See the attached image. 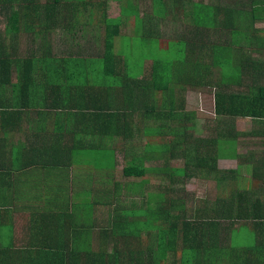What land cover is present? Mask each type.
Listing matches in <instances>:
<instances>
[{"label":"crops","instance_id":"1","mask_svg":"<svg viewBox=\"0 0 264 264\" xmlns=\"http://www.w3.org/2000/svg\"><path fill=\"white\" fill-rule=\"evenodd\" d=\"M167 1L162 0L163 3ZM181 1H184V6L179 10L182 17L179 15L174 16L175 10L171 8V4L165 6V12H159L160 8L155 7L153 0H106L104 9L95 12L93 22L86 24L83 31L76 32L74 37L77 38L78 42L84 39V45L92 46V43H94V47L100 41L98 35L101 34L103 48L104 29L106 28L102 15L104 13L107 19L118 21L122 37L131 40L134 37L156 38L159 40V46L163 48L160 51L148 52L152 54L143 57L139 70L134 67V70L124 71V80H128V86L137 93V97L132 103L126 101L116 106V109H126V112L119 111L117 117H111V125L119 127V132L111 138L105 136L106 144L108 145L110 140H121L120 134L131 130L132 136L129 137L130 139L128 138L129 142L136 141L138 146H143L142 143L145 141L143 132L138 131L137 127L145 123L147 115L152 116L153 120L151 122L156 125L163 123L172 125L170 119L160 120L153 117V115H157V112L164 111L154 104L155 92L157 91L167 90L169 102L174 97H178L180 101L176 107L177 110L179 107L182 109L186 107L184 93L195 89L199 90L195 95L202 96V101L208 97L205 92L210 89H215V92L219 91L226 95L237 96L238 98L232 97L231 101H224L222 108L226 110V113L215 115L211 112L207 114V117L202 118V137H199V139L202 138L203 142L209 141L213 144L212 153L209 154V150L202 147V155L214 157V162L211 161L214 174L212 179H202V193H200V196L191 195V180L175 185L151 180L144 184V188L147 191H157L159 187L163 188L164 186L172 190L182 187V191L186 193L185 195L192 196V201H190L192 204L190 206L189 203L186 208L188 210L190 207L196 208L194 215L197 216V220H202V229L207 226L210 231L207 240L202 234V241L204 242L202 246V264H264V117L258 119L248 115V113L253 112L250 108L260 106L251 104L252 96L259 91H264V0ZM94 2L96 3V1ZM141 2H148L150 7L142 9ZM127 4L131 8L127 9ZM194 6H197V12L202 14L198 19L202 27L195 26L194 28L193 23L189 21L192 10H195ZM184 11L190 18L186 19L187 22L184 19L186 15L183 16ZM209 14H212L213 20L212 22H205V16ZM177 18L179 19L177 20ZM172 24L176 25L174 30L177 29V32L168 36V32L173 31ZM192 30L201 32V35L196 36ZM73 31L76 30L62 28L56 33L53 31L52 37H58V39H56V42V40L53 41L50 38L49 41L53 42L50 49H46V45H44L45 47H39L42 45L40 44L42 40H33L32 34L29 35V33H22V35L19 34V38L9 39L16 46L14 57H17V59H23L30 51H35L37 55L41 54L42 51L58 55L64 52L66 47V42H63V40L68 39ZM58 35H61V37ZM20 40H23L22 44L19 42ZM182 40H185L187 45L186 54L188 59L190 57L198 59L207 69L205 81L210 86H202V71L200 72L201 75H197L194 71L196 68L193 71L183 68L181 71L168 72L167 84H162L165 89L160 88L158 75L152 70L154 55L165 51L170 52L168 53L169 56L177 55L174 53L178 45L173 44L174 47H172L171 42ZM233 41L234 43H232ZM55 43H59L60 48H54ZM239 44L244 46L240 47ZM168 45L172 48L168 49ZM96 50L99 49L96 48ZM115 50L122 59L124 55L120 53L117 47ZM14 57H11V60ZM237 60L241 61L239 65L235 64ZM222 61L228 62L229 71L235 70L232 69V66H236L237 70L241 69L240 72H226V77L223 76L224 72L220 71ZM243 62L245 65H242ZM147 63H150L151 69L149 71L151 80L148 82L143 79ZM119 64L124 63L120 62ZM132 71L137 73V82L140 81L143 86L151 84L149 99L145 100L139 94L143 86L132 84L130 80ZM106 72L110 74L109 71H105V75ZM113 73L119 75L118 70ZM126 74H128L129 79L126 78ZM120 75H122V71ZM154 75H156V83L152 79ZM0 76L1 79L7 78L6 81L1 80L0 82V90L2 91L0 94V111H2V106L5 104L7 107L12 106L30 113L27 116L22 114L18 117L9 118L0 116V177H2L3 183L6 179H9L12 183L13 179L11 178L30 169V167H25L27 164L26 159H30L36 153L35 148L42 146V144L52 146L49 153L52 159L57 160L68 154L67 151L58 149L54 142L56 136L51 139H48V136L58 135L77 125L80 127L84 119L79 123L75 117V109L66 106L65 103H52L49 99L51 93L47 95V98H38L40 95L38 89H49L45 86V80L40 72L34 71L26 75L23 72L22 76L27 80L21 81L17 80L16 72L13 70ZM222 79H224V82L221 81ZM13 85H21L26 89L31 87L35 95L32 98L16 95L12 90ZM211 86L213 88H210ZM102 88H108V85L103 82ZM36 93H38V96H36ZM19 96L22 97L21 101L17 99ZM243 96H248V98L242 100L241 97ZM64 97L63 94L62 99ZM12 98L17 100L11 101ZM32 102L35 103V106L32 105ZM210 102L213 111V95L210 97ZM148 106H151V109L146 111ZM132 108L134 112H131ZM169 109L171 108L169 107ZM189 125L191 124H187V126ZM183 140L186 141L187 139L183 138ZM150 151L152 166H159L161 164L159 159L163 151L157 147L150 148ZM116 154L115 157L119 159L120 154L118 151H116ZM13 158L17 159L14 160L16 164L11 163ZM177 159L179 157H169L167 160L169 164H166V168L178 167L176 163L174 164ZM90 162H93L92 166L89 165ZM209 162L208 160V164ZM96 164L92 155L89 162L83 161L80 165L73 164L70 169L71 172L78 174L82 171V175L85 176L92 174L90 169L97 171ZM119 164L120 161L112 169L116 170ZM81 166L83 169H81ZM90 182L91 186L99 188L102 194L107 195L111 192L113 181L108 180V178L99 180L100 186L96 184V181ZM87 190L90 191V185ZM116 198L110 200L109 213L105 212L102 206L96 204L90 196L81 193L72 191L69 202L91 203L94 205L93 217L87 228L93 235L101 239V249H106L108 262L112 261L111 256L117 254L124 264H129L130 260L134 264H150L147 251L150 243L147 234L144 231L119 229L117 226L113 227L111 222L115 219L113 224H117L118 220L116 218L119 217L120 213L127 215V211L133 209L127 208L132 207V202L135 203L134 210H137L144 209V206L146 208L147 205L154 206L158 199L147 202L148 197L144 193L141 197L135 196L134 200L136 201L122 195ZM17 200L27 208H31L30 202H33L31 197H25L21 192ZM17 211L18 215L23 218L17 219L16 214L13 213L12 217L15 219L12 228L9 229L11 232L4 231L3 234L0 231V255L11 256L12 264H16L13 262V257L25 245L32 244L34 249H37L35 246L42 244L47 248V246H53L54 242L58 243L59 236L63 234V232L60 233L58 228L61 226H56L58 223H43L42 213L40 217L32 218L27 210ZM184 215L188 218L191 217L190 212L188 214L184 213ZM34 224H38L39 228ZM53 227L57 231L55 230L52 237H46L45 233L48 234ZM41 228L43 232H41ZM42 233L43 236H41ZM70 233L74 235L78 232ZM155 233L152 232V237ZM139 236L142 237L140 243L137 241ZM82 239L84 245L87 246L85 238ZM156 241H161V236H158ZM133 244L140 250V255L137 256L138 251H134L135 246ZM205 244L207 250H204ZM93 245V249L97 251L98 246L94 243ZM152 250L156 257L152 264L188 263V259L185 260L184 258L179 262L173 254H168L163 258L160 256L163 253L157 245L153 246Z\"/></svg>","mask_w":264,"mask_h":264},{"label":"trees","instance_id":"2","mask_svg":"<svg viewBox=\"0 0 264 264\" xmlns=\"http://www.w3.org/2000/svg\"><path fill=\"white\" fill-rule=\"evenodd\" d=\"M153 3L155 7L160 8L159 12H165V6L171 4V8L175 10L174 16L182 17L179 10L184 6V1L168 0L163 3L162 0H153ZM105 5L106 0H40V3L38 0H0V17L5 22V28L12 32H3V34L0 32V75L13 70L16 72L17 80L21 81L27 80L22 76L23 72L25 75L34 71L40 72L45 80V86L49 89H43V91L38 89L40 95L38 96L36 93V96L47 98V95L51 93L49 99L52 103H65L66 106L75 109V117L79 123L83 119L85 121L81 123L80 127L77 125L58 135L48 136V139L56 136L54 142L58 149L65 150L68 154L57 160L52 159L49 155L52 146L42 144V146L35 148L36 153L32 156L33 158L26 159L25 167H30L27 169L29 173L17 174L11 178L13 179L12 183L9 179L3 183L4 181L0 177V231L1 233L4 231L11 232L9 229L12 228L15 219L12 217L13 213L16 214L17 219L23 218L18 215L17 210H27L32 218L40 217L42 213L43 223H58L56 226H61L58 228L63 234L59 236L58 243L54 242L53 246L50 245L47 248L39 244L35 246L37 249H34V245L27 244L13 257L14 263L124 264L117 254L111 256L112 261L108 262L106 249H101V239L93 235L87 228L93 217L94 205L91 203H70V194L73 191L90 196L96 204L102 206L104 211L109 213L111 199L122 195L136 201L134 200L135 196L141 197L144 193L148 197L147 202L158 199L154 206L147 205L146 208L144 206V209L134 210L135 203L132 202V207L127 208L133 209H129L127 215L120 213L119 217L116 218L117 224H113L115 223L114 219L111 225L117 226L119 229L144 231L149 237L150 245L147 251L150 264L156 259L152 250L153 246L156 245L164 254L160 255L163 258L168 254H173L179 262L184 258L185 260L188 259L187 264H202V246L204 243L202 234L207 240L210 231L207 226L202 229V220H197V216L194 215L196 208L190 207L189 210L186 208L192 201V196L185 195L182 187L172 190L164 186L163 188L159 187L157 191H147L144 184L151 180L175 185L191 179H212L214 173L211 161L214 162V157L203 156L202 147L209 150L210 154L213 151V144L209 141L203 142L202 138L190 137L189 132L192 131L193 127L187 126L185 123L186 114L180 107L178 112L169 111L166 113L163 111L153 115L160 120L170 119L172 125L166 123L156 125L151 122L152 116L147 115L145 123L137 127L138 131L143 132L145 139L142 143L143 146H138L136 141L129 142V137L132 136L131 130L120 134L121 140H110L108 145L106 144L105 136L111 138L119 132V127L111 125V117H117L119 111L126 112V109H116V106L126 101L132 103L137 97V93L128 86V80H124V71L134 70V67L139 70L144 56L139 55L137 56L139 61L135 60V53L138 50L146 53L155 52V50L160 51L163 48L159 46V40L156 38L134 37L131 40L122 37L118 21L107 19L104 13L102 15L106 28L104 29L103 48L96 50V47L89 45L80 47L77 38L74 37L76 32L83 31L86 24H91L95 12L104 9ZM129 6L127 4V9L131 8ZM196 7L194 6L195 10H192L191 19L188 14L186 15V11L183 13V16L186 15L185 22H187L186 19H190L189 21L193 23L194 28L195 26L202 27L198 20L202 14L197 12ZM205 19V22H212V14L206 15ZM62 28L76 30L71 32L68 39L63 40L66 42L64 52L53 55L42 51L41 54L37 55L35 51H30L23 59L14 57L16 46L10 42L9 38L15 39L19 34L29 33V35L32 34L33 40H42L40 42L42 45L39 47L46 45V49H50L51 43H53L49 41L50 38L54 41L53 31L55 29L59 31ZM192 32L196 36L201 35V32H197V30H192ZM171 43L172 47H174L173 44L180 46V54L177 53L176 49L174 54L177 55L169 56V51L158 52L159 54L154 55L152 70L158 75L160 88L165 89L162 84H167L168 72L181 71L183 68L189 71L196 68L194 71L197 75H201L200 72L202 71V86H210L205 81L207 69L198 59H194V57L188 59L185 40ZM116 47L124 55L122 59L117 54ZM172 47L168 45V49ZM126 53L134 54V63L130 56L125 55ZM11 57L14 59L11 60ZM120 62L124 64L120 65ZM115 70H118L119 75L122 71V75L114 74ZM105 71H109L110 74L106 72L105 75ZM136 76L137 73L132 71L130 77L132 84L143 86L140 81H136ZM223 76L226 77L224 74ZM126 78L129 79L128 74H126ZM152 79L156 83V75ZM1 80L6 81L7 78L1 79L0 76V82ZM221 81L224 82V79ZM103 82L108 85V88H102ZM12 90L14 94L24 95L27 98H32L35 95L31 87L26 89L21 85H13ZM150 91L151 84L143 86L139 94L147 100ZM1 92L0 90V94ZM63 94L64 99H62ZM21 96L17 97L19 101H21ZM232 97L237 96L214 91L213 114L226 113V110L222 108L224 101H231ZM247 98L248 96L241 97L242 100ZM17 99L12 98L11 101ZM251 100L252 105L260 106L249 107L253 112L248 113V115L261 119L264 117V91L254 94ZM32 105L35 106V103L32 102ZM6 107L5 104L2 106L1 117L30 115L29 111L23 112L12 106ZM149 109L151 106H148L146 111ZM131 112H134L133 108ZM181 116H184V119H181ZM183 138L187 140L184 141ZM155 147L163 151L159 159L161 162L159 166L149 165L152 162L150 148L154 149ZM116 151L120 154V163H124L119 177L131 179L121 182L114 180L111 192L107 195L100 193L99 188L90 184V181H96V184H99V180L104 179L103 176L95 178L93 173L83 176L82 171L80 174L71 172L70 168L73 164L80 165L84 161V156L90 160L92 155L97 163V171L110 170L118 162L115 157L117 156ZM169 157L181 158V165L172 169L166 168V164H169L167 162ZM14 160L17 159H11V163L16 164ZM208 160L210 161L209 164ZM81 169H83L82 166ZM89 185L90 191L87 190ZM21 192L23 196L31 197L33 200L34 203L30 202V209L17 200ZM191 204L192 202L190 206ZM188 212L191 213L190 218L184 215ZM34 225L39 228L38 224ZM40 230L43 232L42 228ZM55 230V227L51 228L48 234L45 233V236L52 237ZM70 232L78 233L73 235ZM152 232H156L154 237H152ZM158 236H161L159 242L156 241ZM83 237L87 241V246L82 242ZM141 240L142 237L139 236L137 241L140 243ZM93 243L98 246L97 251L93 249ZM113 244L115 243L113 242ZM204 250H207L206 244ZM134 251H138L137 256L140 255V250L136 246ZM0 264H12L11 256L0 255ZM129 264L134 263L130 260Z\"/></svg>","mask_w":264,"mask_h":264},{"label":"rangeland","instance_id":"3","mask_svg":"<svg viewBox=\"0 0 264 264\" xmlns=\"http://www.w3.org/2000/svg\"><path fill=\"white\" fill-rule=\"evenodd\" d=\"M192 1H196V0H192ZM38 2L40 3V0H38ZM140 4H141V8L142 9H148L150 7V4L148 2H141ZM175 27H176L175 24L171 25V28L173 29V31L168 32V34H167L168 36L173 35V34H175L177 32V29L174 30ZM54 31L56 32L57 30L55 29ZM0 32L1 33H3V32L11 33V31H9V30H7L5 28V22L3 21V19L1 17H0ZM58 36L61 37V35H58ZM98 36L100 38V41H98L96 43L95 47L98 48V49H101L102 48V41H101L102 35L99 34ZM16 38H19V36L16 37ZM53 38H55L54 40L58 39V37H53ZM19 42L22 44L23 40H20ZM56 42H57V40H56ZM79 42H81L79 44L80 47H86L87 46V45H84V39H83V41H79ZM232 43H234V41ZM58 44L54 45L53 47L54 48H56V47L60 48V46H58ZM93 45H94V43H92V47H94ZM242 46H244V45H240V47H242ZM176 49H177V53L180 54L181 53L180 46L176 47ZM125 55L126 56H130L131 59L133 60V63L135 62L134 61V54L126 53ZM139 55L149 56L150 54L148 52L142 53L141 51L138 50V52L135 53V56H136L135 60L139 61V59L137 57ZM240 62L241 61L237 60V61H235V64L239 65ZM227 64H228L227 61H222V64L220 65V71L224 72L223 73L224 75L227 74L226 72H238V71L240 72L241 69L237 70L236 66H232V69H235V70L229 71ZM242 65H245V63L243 62ZM150 70H151L150 69V63H147V65L145 67V70H144L145 77L143 78L144 80H146V82L151 80V77L149 76V74H150L149 71ZM195 80H197V79H195ZM210 88H213V87L211 86ZM198 91H199L198 89H195V90L189 91L188 93H184V100H185V106L186 107L183 108V110L185 111V114H186V119H185L186 122L185 123L186 124H191L192 127H193L192 131L189 132L190 137L191 138H196V139H199V137H202V118L207 117V114H210L212 112V106H211V102H210V97H211V95H213L215 89H210L208 92L204 91L205 94L208 97L205 98L203 101H202V96L195 95L196 93H198ZM179 101L180 100H178V97H174L169 102L167 90H165V91L160 90V91L155 92L154 104L156 106H158L159 108H161L162 110H164L166 113H168L169 111H171L172 113L178 112L176 107H177ZM168 106L171 109H169ZM181 119H184V116H181ZM83 159H84L85 162H89V160H88V158L86 156H84ZM117 159H118V157H117ZM179 159H177L174 162V164L176 163L177 166L181 165V163H180L181 162V158H179ZM118 161H119V159H118ZM89 165L92 166L93 162H90ZM122 165H124V163H120L116 170L112 169V170H109L108 172L93 171L92 169H90V172L93 173L94 176L97 177V178H100L101 176H103L104 178H108V180H110V181H114V180L115 181L130 180L131 178L121 179L119 177V172H120V168H121ZM149 165H153V163L150 162ZM146 166H148V164H146ZM86 174H89V173H86ZM191 183H192L191 187H190L191 195L200 196V193H202V180L191 179Z\"/></svg>","mask_w":264,"mask_h":264}]
</instances>
